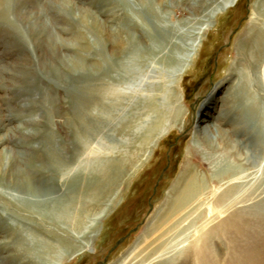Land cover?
Instances as JSON below:
<instances>
[{
	"label": "rangeland",
	"instance_id": "obj_1",
	"mask_svg": "<svg viewBox=\"0 0 264 264\" xmlns=\"http://www.w3.org/2000/svg\"><path fill=\"white\" fill-rule=\"evenodd\" d=\"M15 1L0 0V264H156L203 240L216 260L264 236V148L221 101L243 67L264 111L249 64L264 0ZM201 113L238 147L194 134ZM188 166L194 206L157 229ZM225 217L229 238L211 232Z\"/></svg>",
	"mask_w": 264,
	"mask_h": 264
},
{
	"label": "bare ground",
	"instance_id": "obj_2",
	"mask_svg": "<svg viewBox=\"0 0 264 264\" xmlns=\"http://www.w3.org/2000/svg\"><path fill=\"white\" fill-rule=\"evenodd\" d=\"M16 1H15V5H16ZM236 1H238V0H225V5L228 3L232 4L233 2L236 3ZM22 3H23V1H22ZM261 6L264 9V2H262ZM37 12H38V10H37ZM260 15L264 18V12L263 11L260 13ZM120 21H122V19L117 20L118 23ZM257 26H255L256 35H257L256 41H255L256 49H255V51L250 52L249 64H250V68H251L250 69L251 73L254 71V72H257L259 74V77L256 80V86L258 87L257 89L264 94V83H263V78H264L263 77L264 76V32L259 27L257 28ZM56 27L54 26V28H56ZM107 29H108V27H107ZM109 29H110V32L112 34L117 33V35L120 34V31H121L120 28L119 29L116 28L114 31L111 30V28H109ZM117 40H118V43H122L121 37L118 38ZM242 68H241V70L239 69L236 71L240 75V78L238 81L239 83L236 84V82L233 81L229 85L227 91L222 96V100H221L222 101V107H223V109H227L229 113L233 112V115H234L233 119L236 120V123H234L235 126L238 127L240 124L244 125V129H246L247 133H248L247 139L249 138L251 140L254 137V139H255L254 146L255 147L264 148V111H263V109H261L260 107L257 106V101L255 100L256 99L255 96L251 93L250 89L247 87L246 84L248 83V81L246 79L247 76H245L246 71ZM179 76H180V74L177 75V77H179ZM220 87H221V85L214 87L213 91L201 103V105H200L201 109L209 108V105L213 102L212 100L215 97V94H217ZM174 88L175 87L170 88V95H171V97H173V100L175 102L174 108L171 109V114H173L175 116V119H176L177 117L181 116L182 111H181V107L178 103V97H176L173 94ZM241 88H243V90H241ZM223 115H225V114H223ZM205 116L207 117V114H205V113L200 114V116L197 120L196 126H195L194 134L199 133L200 136L202 137L201 139H203L204 141H207L208 145L211 148L213 147V145L216 147V145H217L216 142L218 143V145L223 143L225 148L228 146H230L232 148L238 147L239 142L232 141L231 140L232 137L229 136L228 132L227 131L224 132V131H222L223 129L221 130L219 128L220 125H217L215 127L205 125V122L207 120V119H205L206 118ZM177 121L178 120H174V122H172L174 124L170 125L171 129H174L176 126H178V125H176ZM28 122H35V121H34V119H29ZM220 122H222V119H220ZM220 122H217V123H220ZM201 123H204V124L201 126ZM16 134H17V136H16ZM16 134H14L16 136L14 138L21 139V140L22 139L24 140V139H27V138L34 136V134L30 131H19V132H16ZM231 134H232V132H231ZM9 140H14V139H9ZM48 140L51 141L50 139H48ZM242 140L243 139H241V141ZM43 141H45V140H43ZM42 145L44 147V143ZM47 148H50V147H47ZM47 148H46V150H47ZM30 151H31V149H30ZM49 153H50V150H49ZM46 154L48 155V153H46ZM32 155H33V153L32 154L28 153L26 155L27 157H25V158L26 159H28L29 157L31 158ZM263 156H264V153H263ZM48 158H50V160H52L53 162L56 161L54 159V156L52 157V156H50V154H49ZM14 162H16V161H14ZM13 164L17 165L15 163H13ZM14 165H13V167H14ZM21 167L22 166L19 165L18 168L16 167L15 170H18V172L19 171L24 172V170H26L25 169L26 167L24 166L25 167L24 170H23V168L20 169ZM185 170L186 171L184 173H182V175L179 174V176L182 178V183H181V186L179 187V189L176 190V194L173 196L171 203H170V206H171L170 211L173 212L174 214L173 215L170 213L165 214L161 218V220L158 221L157 225L155 226L157 229H161V230L164 229V227L162 228V226H164L166 223H168L169 221L171 222V220L175 221L176 218L173 219V217H175L176 214L181 213L183 210H186V209L188 210V207L190 208V206L191 207L194 206L195 194H197L199 192L200 185H198V183L196 182L195 171L190 170L189 166ZM28 171H29V169H28ZM229 171L230 170L227 169V170L223 171L222 174H220V175H226V173H228ZM185 175H187V176H185ZM18 176H20V175H18ZM106 178H107V176H106ZM17 180H20V182H19L20 184L23 182H26V183L32 182V180L30 178L29 179H26V178L21 179V177H20ZM98 182L99 181L96 180V182H95L96 187L98 185ZM94 196H97V195H94ZM221 200H223V199H221ZM259 208L260 209H258L257 211L259 213L264 214L263 212H261V210H262L261 206H259ZM74 216H75V214H74ZM64 217H68V215H65ZM237 217L240 218L242 216L240 215ZM233 221L234 220H232L231 217H228V218L225 217L221 221L222 226L221 225L216 226L215 228L211 229L212 230L211 232L212 233L215 232V234H218V233L221 234L222 233L223 235H225L226 237L229 238L231 228H235L234 229V231H235L236 228L238 230V227H241V225L239 226L238 222L235 223ZM79 222H80V220H79ZM76 223H78V221ZM157 229H153V233L151 234V238H150V240H148L147 245L157 244V242H159V240L161 239V232L159 234H156L157 233L156 231H158ZM255 230H256L255 231L256 235L253 236V238L250 237L251 235L248 236V238L249 239L251 238V240L250 241L248 240L247 242H246V238H247L246 236H241V238L239 237V239H237V240L234 239V241H232V242H231V238H229L228 244H227L229 247V250H228L229 252H227L228 254L226 255L224 253V255L218 256L216 260L213 259V257H214L213 254H211L208 247L206 248V246L204 245L205 242L203 240V242H201V243L198 242L196 249H195V242L192 245V247H190L192 249L189 252L190 254H188V257H187L188 259L184 258L186 256V254L181 259L177 258V256H179V254L177 253L178 254L177 256L174 255L170 258L161 259V260L157 261L156 264H264V255L262 254L263 253L262 244H264V236H262V234H261V228H256ZM246 243H250V245H248V247H245ZM206 251H208V252L206 253Z\"/></svg>",
	"mask_w": 264,
	"mask_h": 264
},
{
	"label": "water",
	"instance_id": "obj_3",
	"mask_svg": "<svg viewBox=\"0 0 264 264\" xmlns=\"http://www.w3.org/2000/svg\"><path fill=\"white\" fill-rule=\"evenodd\" d=\"M119 243V242H118Z\"/></svg>",
	"mask_w": 264,
	"mask_h": 264
}]
</instances>
